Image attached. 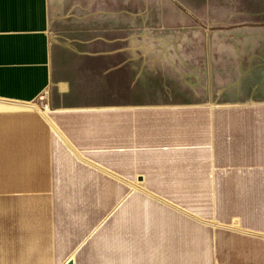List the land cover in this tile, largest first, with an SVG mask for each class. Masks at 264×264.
<instances>
[{"label": "crops", "instance_id": "0c3cea01", "mask_svg": "<svg viewBox=\"0 0 264 264\" xmlns=\"http://www.w3.org/2000/svg\"><path fill=\"white\" fill-rule=\"evenodd\" d=\"M50 9L0 0V264H264V56L240 98L138 103L127 48Z\"/></svg>", "mask_w": 264, "mask_h": 264}, {"label": "rangeland", "instance_id": "374dc122", "mask_svg": "<svg viewBox=\"0 0 264 264\" xmlns=\"http://www.w3.org/2000/svg\"><path fill=\"white\" fill-rule=\"evenodd\" d=\"M49 2L51 30L57 36L102 37L127 48L122 55L132 87L122 94L134 102L240 98L232 80H240L241 68L231 61L264 56V0Z\"/></svg>", "mask_w": 264, "mask_h": 264}, {"label": "water", "instance_id": "95a60500", "mask_svg": "<svg viewBox=\"0 0 264 264\" xmlns=\"http://www.w3.org/2000/svg\"><path fill=\"white\" fill-rule=\"evenodd\" d=\"M68 264H72V262H69Z\"/></svg>", "mask_w": 264, "mask_h": 264}]
</instances>
